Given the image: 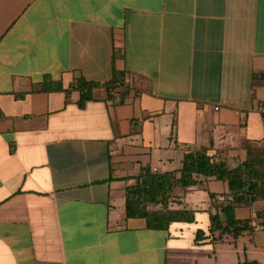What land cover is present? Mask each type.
Here are the masks:
<instances>
[{"label":"crops","instance_id":"0c3cea01","mask_svg":"<svg viewBox=\"0 0 264 264\" xmlns=\"http://www.w3.org/2000/svg\"><path fill=\"white\" fill-rule=\"evenodd\" d=\"M79 77L99 84L82 107ZM261 107L264 0H0V264H264L262 224L195 240L227 181L173 189L193 221L126 215L143 166L179 175L200 149L244 162Z\"/></svg>","mask_w":264,"mask_h":264},{"label":"trees","instance_id":"16d2710c","mask_svg":"<svg viewBox=\"0 0 264 264\" xmlns=\"http://www.w3.org/2000/svg\"><path fill=\"white\" fill-rule=\"evenodd\" d=\"M119 73H114L111 81L106 83L110 94L122 83ZM50 82H44L43 89H49ZM99 84L90 82L83 77L77 78L75 87L81 92L79 105L92 98V91ZM61 89L62 87H57ZM248 156L244 162L234 168L223 160L209 155L206 149L187 152L183 165L176 172H154L149 166H143L136 176L137 182L127 188L126 215L129 218H143L147 228L165 230L174 221H193L195 213L188 209H172L169 204L173 200L172 191L175 187H189L198 184L199 177H215L228 182L229 194L225 203L217 205V211L211 213V226L208 233L198 229L197 242L209 237L215 239L224 234L235 237L245 231H253L258 225L264 226V210L258 214L257 220H240L235 216V208L250 205L256 200H264V145L249 144ZM215 197L214 194H211ZM256 264V263H242Z\"/></svg>","mask_w":264,"mask_h":264},{"label":"rangeland","instance_id":"374dc122","mask_svg":"<svg viewBox=\"0 0 264 264\" xmlns=\"http://www.w3.org/2000/svg\"><path fill=\"white\" fill-rule=\"evenodd\" d=\"M204 219H205L204 213H202V212L197 213V220L199 221L200 224H204ZM242 241H243V239H241V245H242Z\"/></svg>","mask_w":264,"mask_h":264},{"label":"built area","instance_id":"2783aa9c","mask_svg":"<svg viewBox=\"0 0 264 264\" xmlns=\"http://www.w3.org/2000/svg\"><path fill=\"white\" fill-rule=\"evenodd\" d=\"M261 110L264 112V107H261Z\"/></svg>","mask_w":264,"mask_h":264}]
</instances>
